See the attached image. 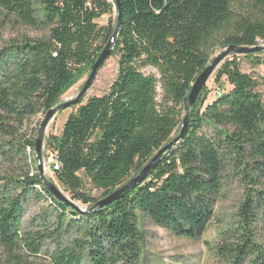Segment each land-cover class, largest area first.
I'll return each mask as SVG.
<instances>
[{
    "label": "trees",
    "instance_id": "trees-1",
    "mask_svg": "<svg viewBox=\"0 0 264 264\" xmlns=\"http://www.w3.org/2000/svg\"><path fill=\"white\" fill-rule=\"evenodd\" d=\"M120 3L115 80L102 95L72 105L61 135L44 137L64 192L88 208L138 175L178 135L184 99L216 47L264 43V0ZM114 12L108 25L98 24ZM117 18L116 0H0V153L12 163L24 157L28 166L19 176L0 174V246L13 264H41L30 258L43 249L53 264H140L145 219L177 237L197 239L233 178L246 191L217 256L224 264H264V75L242 71L239 58L263 66L256 53L231 54L220 64L214 80L231 87L218 86L222 94L207 100L206 85L191 108L185 138L118 200L80 215L47 190L34 155L41 122L34 135L29 125L89 75ZM11 21L43 34L5 39L2 31ZM147 67L157 73L146 74ZM35 197L50 201L38 230L36 221L24 223L25 205Z\"/></svg>",
    "mask_w": 264,
    "mask_h": 264
},
{
    "label": "rangeland",
    "instance_id": "rangeland-1",
    "mask_svg": "<svg viewBox=\"0 0 264 264\" xmlns=\"http://www.w3.org/2000/svg\"><path fill=\"white\" fill-rule=\"evenodd\" d=\"M245 5L246 2H243L242 5L238 3L240 8H244ZM115 18L116 12L102 16L97 19V22L100 26H105L108 25L110 19L114 20ZM20 33H29L32 36L43 34L41 30L31 29L22 26L15 21H11L3 29L2 36L5 39H8ZM260 45H264V43L261 42ZM223 49L224 48L222 47H216L213 57ZM256 54L259 58H264V52ZM239 58L242 71L253 75H264V65L254 66V64L250 61V58L248 59L244 56ZM143 71L146 74L157 73V71L151 67L144 68ZM117 73L118 57L112 55L101 67L91 87L86 92L85 101L89 97L102 95L106 92L115 80ZM87 77L88 75L84 76L78 82L69 87L61 96L59 103L74 99L81 91ZM207 86L210 90L207 100H211L216 95L218 86H222L225 89H229L231 87L225 80H223L222 83H217L214 80L213 75L210 77ZM262 90L264 92V87H262ZM73 111H75V108L72 106L59 110L46 129L45 139L51 135H61L65 121L69 114ZM44 116L45 115L39 114L33 119L28 128L29 134L34 135L35 129L38 127V122H41ZM182 117H184V115ZM28 152H30L29 149ZM43 157L46 177L58 184V186L63 190L54 174L53 167L56 164L54 155L46 148L45 140L43 144ZM28 162L30 161L28 160ZM27 168L28 166L26 165V159L24 157L12 163L10 159L0 153V174H15L19 176L21 172ZM260 187L264 188V182L260 185ZM245 191L246 189L243 184L233 178L230 179L227 189L224 192V196L216 205L215 216L208 229L197 239L177 237L163 227L145 219L142 224L146 242L144 248L145 257L141 260L140 264H224L222 259L217 256L216 248L219 242H221V236L224 235L223 233L231 228L237 220L239 206L244 199ZM66 194L70 196L68 193ZM92 195L99 198L101 196V192L93 190ZM77 203L79 205H83L80 202ZM49 204V200L38 197L32 198L28 201L25 205V225H28L32 220H34L38 225L34 228V230L43 229V220L45 217L43 212L44 209H49ZM260 224H263V222H260ZM259 239L264 247V228L260 230ZM28 258L29 257H26V259ZM30 259L40 262L41 264H53L45 249L42 250L38 258L33 257ZM12 261L13 258L10 255V251L7 248L0 246V264H13ZM243 264L251 263L249 260H246Z\"/></svg>",
    "mask_w": 264,
    "mask_h": 264
},
{
    "label": "water",
    "instance_id": "water-1",
    "mask_svg": "<svg viewBox=\"0 0 264 264\" xmlns=\"http://www.w3.org/2000/svg\"><path fill=\"white\" fill-rule=\"evenodd\" d=\"M116 7L118 9L117 23L114 32L104 49L100 53L99 57L93 64L91 71L81 89L79 94L69 101L59 103L52 107L44 116L40 123L38 129V135L35 139V154L37 160V168L42 181L44 182L47 190L60 202L64 203L66 206L71 207L74 211L80 215L94 214L101 211L105 206L118 200L124 193L129 192L131 189L135 188L138 184L142 183L149 174L155 170V168L162 161L165 153L171 151L180 141H182L188 133L191 120V108L196 103L200 93L203 88L207 85L210 77L214 74L215 70L220 66V64L231 54H252L264 52V45H257L253 47L249 46H238L235 44L229 45L227 48L223 49L217 55H215L210 64L197 76L195 82L192 84L190 92L184 99V117L182 120L181 128L177 136H175L171 141L166 143L158 152L151 158V160L144 166V168L139 172L138 175L130 179L126 184L122 185L115 191H113L108 196L104 197L96 204L88 208L85 205H79L70 196H68L59 186L50 179L46 177V169L43 157V144L46 129L55 117L56 113L61 110L72 106L77 103L82 97L85 96L88 89L91 87L93 81L95 80L99 70L105 64V62L112 56L114 46L117 42L118 36L121 30L122 23V9L120 0H116Z\"/></svg>",
    "mask_w": 264,
    "mask_h": 264
},
{
    "label": "built area",
    "instance_id": "built-area-1",
    "mask_svg": "<svg viewBox=\"0 0 264 264\" xmlns=\"http://www.w3.org/2000/svg\"><path fill=\"white\" fill-rule=\"evenodd\" d=\"M222 94V90H219V89H217L216 90V96H220ZM56 161V160H55ZM54 169H57L58 168V164L56 163L55 165H54V167H53Z\"/></svg>",
    "mask_w": 264,
    "mask_h": 264
}]
</instances>
